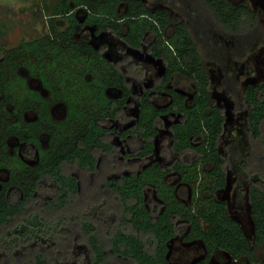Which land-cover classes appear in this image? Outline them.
I'll list each match as a JSON object with an SVG mask.
<instances>
[{
    "label": "trees",
    "instance_id": "16d2710c",
    "mask_svg": "<svg viewBox=\"0 0 264 264\" xmlns=\"http://www.w3.org/2000/svg\"><path fill=\"white\" fill-rule=\"evenodd\" d=\"M123 2L94 0L81 25H94L97 34L108 32L131 49L147 45L148 54L162 61L163 74L153 87H142L137 95L127 78L144 79L142 66L130 56L109 61L104 47L73 41L78 24L74 9L86 6L85 0H56L48 14L53 31L55 18L70 21L62 33L70 43L69 54L53 43L49 49L41 40L21 41L10 50L0 46V55L9 60L20 52L23 55L19 63L0 66V91L12 105V114L29 109L36 115L33 122L20 116L5 125L0 132L2 152H6L4 141L14 137L28 146L26 155L37 160L32 169L18 155H0V166L9 173L7 181H0V264H170L168 245L177 236L184 242L203 244L205 256L195 264H208L216 251L226 252L233 261L262 264L226 202L216 197L226 185V165L231 161L250 182L247 201L254 243L263 245L264 182L260 176L264 172L260 168L250 171L249 162L252 151L264 162V80L237 89L228 68L230 60L248 52L264 36L258 13L243 3L194 0L177 5L184 15L181 20L172 19L166 10L149 9L141 0H128L120 15ZM221 36L231 41L230 47ZM204 58L220 64L225 84L233 85L237 100L246 104L245 150L237 143H232L225 156L219 150L225 115L211 99ZM15 65L26 66L37 76L50 98L28 88L22 77L13 79ZM181 80L194 84L190 102L169 87ZM153 92L166 94L168 104L156 106ZM135 96L133 117L127 109ZM54 101L65 106L60 120H54L49 111ZM167 115L178 116L161 142L160 154L170 157V163L146 164L154 155L162 117ZM133 119L120 135L132 151L118 159L119 148L112 143L108 126ZM41 133L48 135L45 148ZM171 173L179 174L180 182L192 191L190 204L167 182ZM147 191L154 196L149 201ZM242 195L238 189L240 199ZM108 200H113V220L109 228L102 226L104 241L97 217L103 213L97 212L108 210ZM21 252L29 255L18 259Z\"/></svg>",
    "mask_w": 264,
    "mask_h": 264
},
{
    "label": "rangeland",
    "instance_id": "374dc122",
    "mask_svg": "<svg viewBox=\"0 0 264 264\" xmlns=\"http://www.w3.org/2000/svg\"><path fill=\"white\" fill-rule=\"evenodd\" d=\"M88 2L86 6L77 7L74 9V16L77 21V25L74 26L73 41L82 42L85 41L91 44L95 48L104 47L103 55L109 60L119 62L124 58L130 56L132 60L143 67L145 70L144 79L136 80L132 76H128L127 80L130 81L132 93L137 95L141 93L143 88L153 87L154 81L157 77H160L164 72V66L160 59H155L147 52V45H144L141 49L135 50L127 47L123 42L114 37L108 32L97 34L95 32L94 25H81L90 11V5L94 0H85ZM128 0H124L119 5L118 12L123 14L127 7ZM149 9H163L168 12L172 19L183 20L184 15L179 12L177 5L181 2L191 4L194 0H141ZM232 4H246L252 10L258 13L261 26L264 30V0H228ZM56 3V0H0V46L6 50L18 48L21 41H35L41 40L49 49L51 43L59 50L67 55L69 54L70 43H66V39L62 33L66 32L71 23L64 17L55 18L54 25L55 30L51 28L48 14H50L51 8ZM73 7V3L70 4ZM171 30H168L167 34ZM219 36V35H218ZM222 40L227 46H231V41L222 37ZM58 50V51H59ZM22 52L18 53L12 60L0 55V66L4 68L7 64L14 65L19 63L23 59ZM49 55V54H48ZM35 57V55L33 56ZM33 61H36L34 59ZM204 64L207 69L211 90L210 95L212 101L223 110L225 115L224 132L220 140L219 150L225 156L232 143H237L240 150H245L246 141L244 137L243 125L245 123L246 116V104L239 102L236 98V94L233 91V85L237 89H242L248 85L258 84L264 80V36L261 40L257 41L251 49L244 53L239 58L230 60L228 68L233 71V85L225 84L224 71L220 64L214 60L204 58ZM129 70V69H128ZM130 71V70H129ZM131 73V71H130ZM20 76L25 80V84L28 88L39 92L44 98L49 99L50 94L48 90L43 86L40 79L28 72L26 66H13L12 78ZM169 87H173L176 91L185 94L188 102L192 100L194 93V84L190 80L177 81L176 85L170 83ZM154 103L158 107H165L169 102V97L164 93H151ZM133 103L131 107L127 109L129 115H136L137 112V100L136 96L131 100ZM12 105L8 104L5 100V95L0 91V132L4 130L5 125L9 122H13L18 117H22L26 122H33L36 120L34 111L26 109L21 112V115L12 114ZM49 111L54 120H60L65 116V106L62 102L54 101L50 103ZM178 116L167 115L163 116V127L160 129L159 134L155 141L154 155L148 158L146 164L151 162L161 163L167 166L170 163L171 158L166 155H161V142L165 137L169 136V126L176 122ZM133 120H128L126 124H120L117 121L110 122L109 128L112 129V143L119 148L118 159H122L124 154L131 152V148L127 140L120 137L121 131L124 128L129 127ZM264 126V125H263ZM42 147H46L48 135L41 133L39 135ZM5 153L2 152L3 146L0 145V155L12 156L18 155L22 160L28 164L32 169L36 167L37 160L35 156H27L26 149L28 146L24 143H20L14 137H8L5 141ZM34 155V154H33ZM173 159H178L173 156ZM9 161V160H7ZM252 164V165H251ZM227 180L225 187L218 191L216 197L219 200L225 201L230 213V216L235 220L241 229L243 230L246 238L251 245L255 248L259 261L264 264V244L256 246L254 243V226L251 218L250 206L247 201V190L249 183L243 177V170L232 164L231 161L227 163ZM252 166V167H251ZM259 169L264 172V162L260 158V155L256 151H252V157L249 162V170ZM126 173V171H124ZM263 174V175H262ZM260 179L264 182V173H262ZM9 176L8 170L4 166H0V181H7ZM168 183L175 186L177 194L181 195V200L187 204L191 203V193L189 187L183 185L180 182L179 174L171 173L166 177ZM238 189L242 191L243 195L240 199L238 197ZM153 194L150 191L146 192L147 200L153 199ZM107 206H109L106 212L99 211L97 216L101 218L100 232L103 236L102 226L107 229L112 224L113 212L112 209L113 200H108ZM104 240V236L102 237ZM106 241V240H104ZM106 243V242H105ZM167 259L170 264H195L199 259L205 256V249L200 241L184 242L181 236H177L171 240L168 245ZM28 253L21 252L17 258L21 259ZM4 262V261H3ZM4 264V263H1ZM109 264H115L114 261H109ZM208 264H250L246 259L239 261H233L230 256L223 251H216L211 257Z\"/></svg>",
    "mask_w": 264,
    "mask_h": 264
}]
</instances>
